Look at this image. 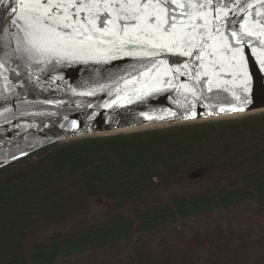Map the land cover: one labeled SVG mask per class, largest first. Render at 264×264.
Masks as SVG:
<instances>
[{
  "label": "trees",
  "instance_id": "trees-1",
  "mask_svg": "<svg viewBox=\"0 0 264 264\" xmlns=\"http://www.w3.org/2000/svg\"><path fill=\"white\" fill-rule=\"evenodd\" d=\"M263 215L264 115L83 140L0 168V264H264Z\"/></svg>",
  "mask_w": 264,
  "mask_h": 264
},
{
  "label": "snow or ice",
  "instance_id": "snow-or-ice-1",
  "mask_svg": "<svg viewBox=\"0 0 264 264\" xmlns=\"http://www.w3.org/2000/svg\"><path fill=\"white\" fill-rule=\"evenodd\" d=\"M0 4L9 13L7 28L0 26L4 82L0 98L5 100L9 95L20 99L17 87L27 83L63 80L52 73L64 65L104 66L132 60L109 83L71 91L80 96L97 91L114 95L104 108L175 93L172 103L186 118L195 119L198 105L207 115L245 110L253 75L247 50L264 70V0H0ZM171 57L180 59L170 62ZM9 73L19 79L18 85ZM6 114L16 115L5 106L0 116ZM141 115L155 118L146 112ZM163 115L176 117L178 112L169 108ZM79 126L71 122L73 129Z\"/></svg>",
  "mask_w": 264,
  "mask_h": 264
},
{
  "label": "water",
  "instance_id": "water-1",
  "mask_svg": "<svg viewBox=\"0 0 264 264\" xmlns=\"http://www.w3.org/2000/svg\"><path fill=\"white\" fill-rule=\"evenodd\" d=\"M9 21L8 9L0 4V26L7 28ZM249 71L253 73L249 85V102L243 112L207 115V110L201 105L197 106V117L186 118L183 110L176 108L172 103L175 93H161L154 95L143 102H133L123 106L104 108L103 105L114 99L107 92H99L93 96H80L74 94L96 87L97 83H109L114 74L127 69L132 60H118L110 65L72 64L62 66L55 76L59 74L63 80L49 84L42 80L39 85L27 83L25 87H17L20 99L9 95L5 100L0 98V112L5 106L12 107L15 117L10 114L0 116V168L10 162L28 155L37 150L64 145L95 138H111L150 131L164 130L183 126L203 125L219 122L237 121L264 115V70L250 50ZM180 58L171 57V60ZM10 79L19 84V79L8 74ZM51 80V77H49ZM3 80L0 79V90L3 89ZM59 100V105H48L41 101ZM26 100L27 103L23 101ZM213 103H217L213 101ZM91 105V107H89ZM178 112L176 117L164 116L166 109ZM43 112L45 115L21 116L20 113ZM146 112L155 118L145 119L141 113ZM48 113H55L54 115ZM68 119L65 120L64 117ZM7 117V118H6ZM75 120L80 126L71 127ZM26 124L35 127H24ZM61 125H64L61 127Z\"/></svg>",
  "mask_w": 264,
  "mask_h": 264
},
{
  "label": "rangeland",
  "instance_id": "rangeland-1",
  "mask_svg": "<svg viewBox=\"0 0 264 264\" xmlns=\"http://www.w3.org/2000/svg\"><path fill=\"white\" fill-rule=\"evenodd\" d=\"M110 211H111V207L108 206V204H106L105 202L98 201L91 203L88 210L84 214L78 216L73 220H68L62 224H54V223H48L43 225L40 224L41 226L39 225L35 237L36 239H40L42 237H46L54 233L68 231L83 221L89 219L97 220L110 213ZM259 219L264 221V215L261 216Z\"/></svg>",
  "mask_w": 264,
  "mask_h": 264
}]
</instances>
